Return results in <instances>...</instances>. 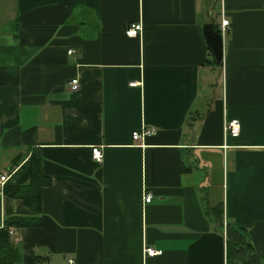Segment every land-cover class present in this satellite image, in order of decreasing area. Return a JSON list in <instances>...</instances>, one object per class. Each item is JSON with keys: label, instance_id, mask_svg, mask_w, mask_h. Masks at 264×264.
<instances>
[{"label": "crops", "instance_id": "obj_1", "mask_svg": "<svg viewBox=\"0 0 264 264\" xmlns=\"http://www.w3.org/2000/svg\"><path fill=\"white\" fill-rule=\"evenodd\" d=\"M223 12L215 66L216 0H0V174L26 184L38 148L50 178L39 225L10 228L18 264H228L226 222L264 264V0ZM32 214L0 194V226Z\"/></svg>", "mask_w": 264, "mask_h": 264}, {"label": "trees", "instance_id": "obj_2", "mask_svg": "<svg viewBox=\"0 0 264 264\" xmlns=\"http://www.w3.org/2000/svg\"><path fill=\"white\" fill-rule=\"evenodd\" d=\"M208 58L205 62L219 65L221 62L220 28L216 23H209L203 27ZM41 154L38 148H33L29 156L30 176L26 184L7 186L4 194L14 199H20L34 215H8L0 226V264H18L19 249L10 240V228L34 227L39 225L40 192L41 188L50 184V178L41 171ZM205 213L209 220L223 233L222 204L205 206ZM245 230L225 223L226 260L228 264H262L253 245L245 234Z\"/></svg>", "mask_w": 264, "mask_h": 264}, {"label": "built area", "instance_id": "obj_3", "mask_svg": "<svg viewBox=\"0 0 264 264\" xmlns=\"http://www.w3.org/2000/svg\"><path fill=\"white\" fill-rule=\"evenodd\" d=\"M217 3L220 6V23H219V28L221 30L222 33H224V31L226 30L227 26H228V20L226 19V17H224V12H223V0H216ZM141 30V25L139 23H131L126 27L125 33L128 36H137L140 33ZM71 50H68V53H71ZM79 86L78 80L76 78L70 80L69 83V89L70 90H75L77 89ZM153 132L152 128H146L143 129L142 131H134L132 132V138L133 139H138L144 135H147L149 133ZM240 133V123L237 119L231 118V119H225L223 122V136L224 138H229V137H237ZM226 147V145H224V148ZM91 155L92 158L96 161V162H100L102 159V152L101 149L97 146H94L91 149ZM7 180V177L5 174H0V194H2L3 192V187L4 184ZM151 198L150 193H145L144 195V201L145 202H149ZM144 252L149 255H156V254H160L161 251L160 250H155L153 248L150 247H146L144 249Z\"/></svg>", "mask_w": 264, "mask_h": 264}, {"label": "rangeland", "instance_id": "obj_4", "mask_svg": "<svg viewBox=\"0 0 264 264\" xmlns=\"http://www.w3.org/2000/svg\"><path fill=\"white\" fill-rule=\"evenodd\" d=\"M217 7H218V6H217ZM217 7H216V8H217Z\"/></svg>", "mask_w": 264, "mask_h": 264}]
</instances>
